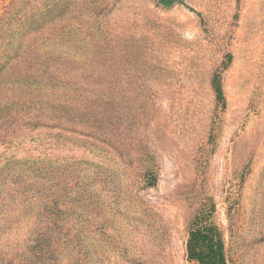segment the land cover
Segmentation results:
<instances>
[{"label":"rangeland","instance_id":"374dc122","mask_svg":"<svg viewBox=\"0 0 264 264\" xmlns=\"http://www.w3.org/2000/svg\"><path fill=\"white\" fill-rule=\"evenodd\" d=\"M180 1L74 0L64 127L0 119V173L37 162L0 175V264H21L38 226L58 250L48 264H195L198 212L227 264H264V0Z\"/></svg>","mask_w":264,"mask_h":264},{"label":"trees","instance_id":"16d2710c","mask_svg":"<svg viewBox=\"0 0 264 264\" xmlns=\"http://www.w3.org/2000/svg\"><path fill=\"white\" fill-rule=\"evenodd\" d=\"M2 1L7 4L0 13V119L7 117L31 134H40L43 129L62 130L66 116L62 110L72 113L78 101L72 102L70 96L80 91L62 77L65 50L72 44L70 35L74 29L68 33L61 24L67 16H73L77 4L74 0ZM155 3L166 10L182 4L180 0ZM211 87L216 102L224 105L219 75L212 78ZM29 163L34 169L37 162L31 158L10 160L3 172L23 173ZM210 216L198 212L192 220L185 243L187 260L195 264H227L222 233ZM46 230L38 226L37 234H28L24 248L18 247L15 252L18 255L20 250L21 254L13 255L15 260L20 259L21 264H48L50 255H58Z\"/></svg>","mask_w":264,"mask_h":264}]
</instances>
